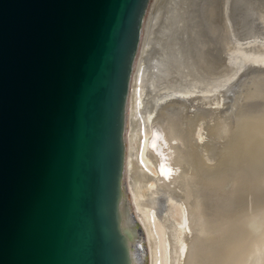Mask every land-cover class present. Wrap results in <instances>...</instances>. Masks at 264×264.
I'll return each mask as SVG.
<instances>
[{
  "label": "water",
  "instance_id": "water-1",
  "mask_svg": "<svg viewBox=\"0 0 264 264\" xmlns=\"http://www.w3.org/2000/svg\"><path fill=\"white\" fill-rule=\"evenodd\" d=\"M151 3L0 0V264H150L126 127Z\"/></svg>",
  "mask_w": 264,
  "mask_h": 264
},
{
  "label": "bare ground",
  "instance_id": "bare-ground-1",
  "mask_svg": "<svg viewBox=\"0 0 264 264\" xmlns=\"http://www.w3.org/2000/svg\"><path fill=\"white\" fill-rule=\"evenodd\" d=\"M230 3L206 18L217 59L194 0H152L145 19L126 181L150 264H264V0L239 25Z\"/></svg>",
  "mask_w": 264,
  "mask_h": 264
},
{
  "label": "rangeland",
  "instance_id": "rangeland-1",
  "mask_svg": "<svg viewBox=\"0 0 264 264\" xmlns=\"http://www.w3.org/2000/svg\"><path fill=\"white\" fill-rule=\"evenodd\" d=\"M194 1H195V4H193L190 9L195 10L194 12L196 14L195 15L196 20L199 21V23H201L200 24L201 26H199L200 31L203 34H205V36L207 35L206 37H208V38L210 37V39H211V42L209 44L210 45L209 46V55L211 57H213V59H217L218 57H220L219 56L220 54H219V50H218L219 49V45L217 44L216 36H212L211 33H208L209 31H208L207 27H205V26H206V18L207 19L209 18L210 21H214V23L216 25H218V26L221 25L222 18H223V16H222L223 0H194ZM218 1H220V3ZM248 1L249 0H231L230 12H232V17L234 18V21L241 20L242 14L244 13V11H247V7H248L247 3H248ZM217 9H218V11H217ZM210 12H211V15H212L211 18L208 17ZM233 18H232V20H233Z\"/></svg>",
  "mask_w": 264,
  "mask_h": 264
}]
</instances>
